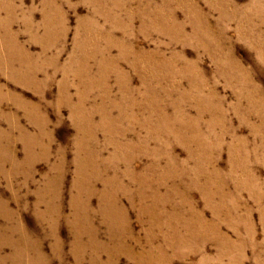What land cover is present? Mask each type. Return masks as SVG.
<instances>
[{
    "label": "rangeland",
    "instance_id": "374dc122",
    "mask_svg": "<svg viewBox=\"0 0 264 264\" xmlns=\"http://www.w3.org/2000/svg\"><path fill=\"white\" fill-rule=\"evenodd\" d=\"M139 53L149 55L147 65L144 57L135 58ZM0 97L2 150L13 142L22 163L24 137H42L32 148L29 172L0 164V203L13 214L8 218L0 208V242L15 241L2 245L0 264H96L89 233L76 234L75 223L84 220L74 223V200L94 220L86 232L93 229L109 250L99 257L103 263L112 256L117 264H137L134 252L152 257L151 264L165 257L172 264H264V0H0ZM25 104L39 112L26 111ZM71 105H80L94 125L125 133L97 129L96 143L86 144ZM155 107L165 109L170 132L149 113ZM113 141L134 146L128 164L115 161ZM77 147H85L83 156ZM77 156L97 175L88 174L96 179L91 197L76 198ZM14 168L17 174L9 177ZM127 171L150 179L152 191L134 184ZM58 176L60 201L52 202L58 213L49 220L45 203L38 204L47 199L38 195ZM106 181L131 235L104 223ZM121 186L127 194L119 196ZM138 189L150 198L156 191L166 202L154 206L155 212H164L173 225L179 222L185 237L180 247L165 243L173 237L166 219L156 230L148 215L139 217L152 202L141 201ZM84 196L93 212L83 208ZM198 223L219 232L202 231ZM20 226L21 233L12 235ZM24 233L30 247L39 244L43 259L33 249L23 252ZM219 234L228 245L219 242Z\"/></svg>",
    "mask_w": 264,
    "mask_h": 264
},
{
    "label": "bare ground",
    "instance_id": "6f19581e",
    "mask_svg": "<svg viewBox=\"0 0 264 264\" xmlns=\"http://www.w3.org/2000/svg\"><path fill=\"white\" fill-rule=\"evenodd\" d=\"M157 22V21H156ZM161 21L160 20H158V22L157 23H160ZM162 23V22H161ZM163 24V23H162ZM52 26V25H51ZM163 26V25H162ZM49 28V27H48ZM47 29V28H46ZM166 30V29H165ZM197 30V29H196ZM199 31V30H198ZM197 35V34H196ZM201 35V34H200ZM6 36V35H5ZM3 37V36H2ZM9 38V37H8ZM4 39H7V38H4ZM4 42V41H3ZM5 43V42H4ZM5 45V44H4ZM8 46V45H7ZM3 48V47H2ZM8 49V48H7ZM3 50V49H2ZM5 52V51H4ZM10 54V53H9ZM6 56V55H5ZM17 56V55H16ZM9 57V56H8ZM13 57V56H12ZM18 57V56H17ZM140 57H144L143 58V60L141 61V62H144L145 63V65H147V62L149 61V55H147L146 53H139V54H135V58L138 60ZM6 58V57H5ZM15 58V57H14ZM19 59V58H18ZM4 60V59H3ZM11 60V59H10ZM28 60V59H27ZM136 60V61H137ZM135 61V62H136ZM17 62V61H16ZM25 62V61H24ZM107 62H109V63H111V64H113L114 62H115V59H109V60H107ZM6 63V62H5ZM21 63V62H20ZM27 63V62H26ZM138 63V62H137ZM28 64V63H27ZM5 66V65H4ZM9 66V65H8ZM25 66H26V64H25ZM25 66H23V67H25ZM137 67H139V66H137ZM13 68V67H12ZM22 68V67H21ZM21 68H19V71H21L22 69ZM84 69L85 70H89V68H88V66H85L84 67ZM30 70V69H29ZM35 70V69H34ZM147 70V69H146ZM2 71H4V70H2ZM25 71V70H24ZM12 72V71H11ZM15 72V71H14ZM16 74V73H15ZM9 75H10V73H9ZM16 76H18L17 74H16ZM104 77V76H103ZM105 78V77H104ZM16 79H20V77L19 78H16ZM21 81H22V79H20ZM37 80V79H36ZM144 87H145V89L147 88L146 86H148L146 83H145V81H144ZM87 87V86H86ZM149 88V87H148ZM89 89V88H88ZM144 90V89H143ZM65 97V96H64ZM63 97V98H64ZM67 98V97H66ZM2 98L0 97V100H1ZM68 99V98H67ZM69 100V99H68ZM39 104H41L40 102H39ZM69 104V103H68ZM25 106V108H26V111H28V112H30V111H32V110H35V108H36V111L37 112H39V107H36V106H34L33 107V105L31 106V105H27V104H25L24 105ZM23 106V107H24ZM40 106V105H39ZM134 105H132L131 107H129L131 110L133 109L132 107H133ZM152 107V106H151ZM156 108V107H155ZM153 108L152 110H151V112H149V113H152V114H156L158 117H159V119L161 120V124L164 126V129L165 130H168L169 132L171 131V129H170V123H169V121L166 119V113H165V109H161V108ZM30 110V111H29ZM40 112H41V110H40ZM71 113L73 114V118H74V122L78 125V128H79V132H80V135L81 136H83L84 137V140L86 141V144L87 143H92V142H94V144L96 143L95 142V135H94V130H97V129H104V130H106L107 132H108V134L109 135H114V136H118V135H121V134H123V133H125V131H123V130H119V129H116V128H108V127H106L105 125H94L89 119H88V114L83 110V108L80 106V105H75V106H73V105H71ZM100 113L103 115V116H107V114H106V110L105 109H101L100 110ZM27 116V115H26ZM29 116V115H28ZM84 116V117H83ZM28 118V117H27ZM29 118H30V121L32 122V121H34L35 119L33 118V117H30L29 116ZM130 120H134V117L133 116H131L130 117ZM8 123V122H7ZM13 123V122H12ZM44 124H45V122H43ZM142 127H145L146 125H147V121L145 122H143V123H141L140 124ZM39 126V125H38ZM45 126H46V124L44 125V126H42V128L40 129V130H44L45 129ZM14 127V126H13ZM18 127V126H17ZM41 135V134H40ZM44 136V135H43ZM47 137V136H46ZM4 137H2V136H0V144L2 143V139H3ZM8 138V137H7ZM20 138V137H19ZM48 138V139H47ZM46 139H47V142L48 143H50V139H49V136L47 137ZM5 139V138H4ZM82 140V139H81ZM42 137H37V138H32V139H29V138H26V137H24V144H25V149H26V153H27V158H26V160L24 161V162H22V163H18L17 161H16V159H15V156H16V153H15V155H14V153H13V151H12V148L14 147V143L13 142H8V144H7V151L9 152V155H8V153H7V151H4V150H2L1 149V147H0V164H4V162L5 163H10L11 165H13L14 167H19L20 165H22V166H24L25 167V170H27L28 169V172H29V170L31 169V166H32V164H33V162H32V159L30 158V155L32 156V148L34 147V146H37V145H40V144H42ZM177 141L180 143V140L179 139H177ZM7 142V141H6ZM80 143H82L83 145H84V141H80ZM81 144V145H82ZM188 144H189V142H188ZM78 145V144H77ZM93 145V144H92ZM112 146H113V150L115 151V161H117V162H123V163H125V164H128V162L130 161V160H132V158L127 154V152L130 150V149H133L134 148V146H132V145H130V144H124V145H120V144H118L116 141H113L112 142ZM6 148H4V149H6ZM78 148V155H81V153L84 151V149H82V148H85V147H77ZM87 148V147H86ZM89 148V147H88ZM76 151V152H77ZM12 153V154H11ZM84 153V152H83ZM91 152H89V154H90ZM94 153V152H93ZM45 155V154H44ZM81 156H83V155H81ZM97 156V155H96ZM86 157V156H85ZM89 157H90V155H89ZM148 157V156H147ZM41 158V157H40ZM84 158V157H83ZM91 158V157H90ZM25 159V158H24ZM63 159V158H62ZM85 159V158H84ZM93 160H95L94 158H93ZM92 160V161H93ZM62 161V160H61ZM82 160L80 159V157L79 156H77V158H76V165H77V176H76V181H75V183H74V187H75V191H76V198L78 199L79 197H81V196H83V193L85 194V195H88L89 197H91L92 196V190H91V188H90V186L92 185V184H94V182H96L95 180V177L97 176H95V174L93 173V172H91V171H89L88 172V168H86V166L84 165V164H86V163H84V162H81ZM63 162V161H62ZM96 162V161H95ZM64 163V162H63ZM99 163V162H98ZM88 164V163H87ZM93 164H95V163H93ZM90 165V164H89ZM97 165V164H96ZM171 165L173 166V163H171ZM92 167H93V165H91ZM100 165H98L97 167H99ZM90 167V166H89ZM93 168H95V167H93ZM20 169V168H19ZM22 169V168H21ZM20 169V170H21ZM24 169V168H23ZM92 169V168H91ZM99 169V168H98ZM17 170H18V168H17ZM96 170V169H95ZM99 171V170H98ZM24 172V171H23ZM17 174V171H16V169L14 168V170L11 172V174L10 175H8L9 177H12V176H15ZM27 174V173H26ZM29 174V173H28ZM30 174H31V171H30ZM88 174H92V175H94L93 177L90 175V177H92V178H90V177H88ZM97 174V173H96ZM127 174H128V176L130 177V179L131 180H133V183L134 184H136V185H138V186H140V187H142V186H144L143 187V190L144 189H146V190H148V188H149V190L150 191H152L151 190V188H152V182H151V180L150 179H148L147 177H145V176H139V175H137V174H134V173H132L131 171H127ZM57 175V174H56ZM99 176H100V174H99ZM100 178V177H99ZM110 179V178H109ZM108 179V180H109ZM28 180H31V176L29 175L28 176ZM60 180H62V177L61 176H58L57 178L55 177L53 180H50L49 182H48V185L46 184V186H45V188L41 191V193L38 195L39 196V198L40 199H47V201L45 200H43V201H40L39 200V202H38V204L40 205V204H42L43 202L45 203V205H46V207H45V209H47V218L50 220V218L52 217V215H55L54 213L55 212H57L58 213V208L57 207H54L53 205H52V202H56L57 200H58V198H59V194H60V192H58V190L61 188V185L59 184V182H61ZM105 180H107V179H105ZM112 180H113V178H112ZM116 180V179H115ZM111 181V180H110ZM110 181H106V183H105V188H104V192H103V195H102V197L101 198H103L104 199V212H103V214H104V217H105V219L103 218V220H104V223H107L108 225H109V227H111V229L113 228V232H115V231H117V232H120V233H123L124 235H131L130 234V229L127 227V221H124V220H120L119 218L121 217V214H119L120 213V211H119V213H118V206L121 208V203H120V201L117 203V198H118V196H116V194H114V193H110V192H108V190L109 189H111L112 188V183L110 182ZM101 182V181H100ZM99 182V183H100ZM28 183V182H27ZM117 183V182H116ZM116 183H114V184H116ZM119 184V183H118ZM148 184V185H147ZM146 185V186H145ZM63 186V185H62ZM96 186V185H95ZM116 186V185H115ZM73 187V188H74ZM92 187V186H91ZM103 187V186H102ZM92 188H94V187H92ZM117 189V188H116ZM140 189V188H139ZM139 189H138V194H137V196H138V198L141 200V201H147V199H148V197L150 198V196L149 195H147V196H144V195H142L141 193H140V191H139ZM111 190H113V189H111ZM143 190L141 191V192H143ZM63 191V190H62ZM97 191V190H96ZM118 191H119V196H120V194L122 193V194H127V192H126V188L124 187V186H121V187H119L118 188ZM144 193V192H143ZM98 194V193H97ZM141 194V195H140ZM147 194V193H146ZM61 195V194H60ZM118 195V194H117ZM50 196V197H49ZM88 196H86L87 198H88ZM85 197V196H84ZM86 197H85V200H84V202H83V208H87L88 207V202H87V199H86ZM99 197V196H98ZM210 197V196H209ZM73 198V197H72ZM75 198V199H76ZM93 198V197H92ZM53 199H56L55 201H53ZM74 199V198H73ZM72 199V200H73ZM160 198H159V195H158V193L155 191V192H152V195H151V198H150V200H148V201H151L152 202V204H151V207H147L145 210H144V212L142 213V214H139L140 216V218H142L143 216H145V215H148L149 216V221H150V223L153 225V227L156 229V230H159V229H161V228H163V226H162V224H163V222L165 221V219L167 220V222L169 223V225L167 226L166 225V229L168 230V231H170L169 233H172V238L171 237H169V235H168V239H165V243H167V245H168V248H169V245H171V246H174V245H178V247H180L183 243H184V241H185V237H182L181 235H180V227H179V222H177L175 225H173V224H171V222H170V220H169V217L167 216L166 217V214L164 213V212H162V213H160L161 214V216H159V214L158 213H156L155 212V208L156 207H154V206H158V205H160L161 207H165L166 206V202H164V201H162V202H160ZM59 201H60V198H59ZM80 201V200H79ZM100 202V201H99ZM103 202V201H102ZM71 203V202H70ZM76 203H77V201H75L74 200V209H75V212H76V218H73V221H74V223H75V219H79L80 221L81 220H84L83 222H80V224L81 225H79V224H76L75 223V226H76V234L80 237V236H82V237H84V236H87V234L89 233V237L87 236V238H88V244L89 245H91V244H93L94 245V247H95V249H96V256H95V263L96 264H117L116 263V261H114L113 260V258H112V256L110 257V259L108 260V262L107 263H103V262H101L100 261V259H99V257H100V255L101 254H103V252H105V253H107L108 254V252H109V250H107L105 247H101L100 246V244L98 243V241H97V237H96V234H95V231H91V230H93V229H91V230H88L89 232H86L87 231V227L86 226H88L87 225V222H89L90 223V225H91V223H93V219H92V217H91V219H86V217H84L83 215V213H84V211H82L81 209L79 210V207L78 206H76ZM4 204V203H3ZM37 204V205H38ZM79 203H77V205H78ZM99 204V203H98ZM43 205V204H42ZM71 205V204H70ZM81 205V204H80ZM103 205V204H102ZM91 206V205H90ZM89 206V209H88V213H90V212H93L92 211V209H91V207ZM100 206V205H99ZM38 207V206H37ZM41 207V206H40ZM39 207V208H40ZM0 208H4L5 209V215H7L8 216V218H12V216H13V214L12 213H10L6 208L7 207H5V206H3V205H1V203H0ZM60 209H61V207H60ZM101 209V208H100ZM141 209V208H140ZM144 209V208H143ZM102 210V209H101ZM3 211V210H2ZM60 211H62V209L60 210ZM87 211V210H86ZM85 211V212H86ZM142 211V210H141ZM74 212V211H73ZM83 212V213H82ZM87 213V214H88ZM126 213V212H125ZM94 214V213H93ZM97 214V213H96ZM41 215V214H40ZM58 215V214H57ZM61 215V214H60ZM123 215V214H122ZM126 215V214H125ZM73 216V215H72ZM86 216V215H85ZM92 216V215H91ZM95 216V215H94ZM129 216V215H128ZM171 216V215H170ZM61 217H62V215H61ZM102 217V216H101ZM125 217V216H124ZM3 218H5V217H3ZM53 218V217H52ZM88 218V217H87ZM126 218V217H125ZM48 219H47V221H48ZM60 219V218H59ZM58 219V220H59ZM121 219H122V217H121ZM9 220V219H8ZM11 220V219H10ZM9 220V221H10ZM202 221V220H201ZM51 222H52V220H51ZM56 222V221H55ZM54 222V223H55ZM78 222V221H77ZM203 222V221H202ZM73 223V224H74ZM130 223V222H129ZM167 224V223H166ZM58 225V224H57ZM89 225V226H90ZM128 225H130V224H128ZM164 225V224H163ZM8 226V225H7ZM22 226V225H21ZM21 226H20V228H10L11 229V233H12V235L13 234H16V233H21ZM52 226V225H51ZM93 226V225H92ZM181 226V225H180ZM198 226H199V229H201L202 231L203 230H207V228H209V230H213V231H218L219 232V230L217 229V227L215 226L214 228H212V227H209V225L207 226V225H205L204 223H198ZM4 227V226H3ZM15 227H17V225H15ZM54 227H56V226H54ZM187 227V226H186ZM5 228V227H4ZM7 228V227H6ZM72 228H74V227H72L71 226V229ZM53 229V228H52ZM109 229V228H108ZM5 230V229H4ZM74 230V229H73ZM163 230V229H162ZM189 230V229H188ZM6 231H8V233H9V229L8 230H6ZM54 231H56V230H54ZM75 231H73V232H75ZM57 232V231H56ZM111 232V231H110ZM192 231H190V232H188V233H191ZM194 232V231H193ZM58 234V233H57ZM23 235V237H24V239H25V248H24V253L26 254V253H28L31 249H33L35 252H36V256H35V258H39V259H43V257H40V255L38 256V252H39V248H40V246H39V244L36 246V245H34L33 244V247H30V244H31V241L28 239V237H27V234L26 233H24V234H22ZM77 235L75 236V237H77ZM133 235V234H132ZM150 235V234H149ZM29 236V235H28ZM113 236V235H112ZM152 236V235H151ZM189 236V235H188ZM195 236V235H194ZM57 237V236H56ZM127 237V236H126ZM125 237V238H126ZM112 238H115V237H112ZM118 238V237H117ZM124 238V239H125ZM131 238V237H130ZM164 238H166V237H164ZM187 238V237H186ZM192 240H193V236L191 235V237H190ZM75 239V238H74ZM78 239V238H77ZM80 239V238H79ZM111 239V238H110ZM120 239V238H119ZM128 239V238H127ZM126 239V240H127ZM133 239V238H132ZM131 239V240H132ZM190 239V241L192 242V240ZM59 240H60V238H59ZM121 240L123 241V235H122V238H121ZM218 240H219V242L222 244V245H228L229 244V240L226 238V237H224V236H222V235H218ZM5 242H8V246H13L14 244H15V241H13L12 239H3L0 243H1V245H0V260H2L3 258H1V249L3 248L2 247V245L5 243ZM76 243L80 246V243L79 242H77V240H76ZM82 244H83V242H81ZM117 243V242H116ZM55 244V243H54ZM76 244V245H77ZM81 244V245H82ZM113 244H115L114 242H113ZM120 244H122V243H120ZM151 244V243H150ZM84 245H86V244H84ZM124 245V244H123ZM176 245V246H177ZM88 246V245H87ZM108 246V245H107ZM113 246V245H112ZM117 246V245H116ZM119 246V245H118ZM127 246V245H126ZM166 246V245H165ZM192 246V245H191ZM2 247V248H1ZM93 247V246H92ZM114 247V246H113ZM125 247V246H124ZM58 248V247H57ZM74 248H75V246H74ZM89 248V247H88ZM88 248L87 247H84V249H87L88 250ZM161 248V247H160ZM167 248V247H166ZM173 248V247H172ZM55 249V248H54ZM80 249H81V247H80ZM123 249V248H122ZM176 249V248H175ZM56 250H58V249H56ZM77 250H79V248H77ZM82 250V249H81ZM113 250V249H112ZM119 250L120 249H117V248H115V252H118V253H120L119 252ZM126 250V249H125ZM131 250V249H130ZM153 250H154V248H153ZM159 250V249H158ZM158 250H156V251H158ZM128 251V250H127ZM148 251H150V250H148ZM147 251V252H148ZM165 251V250H164ZM163 251V252H164ZM73 252H75V250L73 251ZM112 252V251H111ZM129 252V251H128ZM155 252V251H154ZM176 252V251H175ZM197 252V251H196ZM40 253V252H39ZM90 253H92V252H90ZM113 253V252H112ZM117 253V254H118ZM124 253H125V251H124ZM149 253V252H148ZM157 253V252H156ZM159 253H161V251L159 252ZM177 253V252H176ZM175 253V254H176ZM41 254V253H40ZM81 255H82V253H80ZM79 254V255H80ZM87 254V253H86ZM93 254V253H92ZM91 254V255H92ZM95 254V253H94ZM116 254V253H115ZM133 254L136 256V258H137V264H151V262H150V260H151V258L152 257H147V259L145 258V256H144V254H136V253H134L133 252ZM150 254V253H149ZM152 254V253H151ZM165 254H166V252H165ZM175 254H174V256H175ZM194 254H196V253H194ZM121 255H122V253H121ZM120 255V256H121ZM129 255V254H128ZM161 255V254H160ZM57 256V255H56ZM107 256V255H106ZM146 256H147V254H146ZM153 256V255H152ZM156 256V255H155ZM90 257V256H89ZM92 257H94L93 255H92ZM116 257V256H115ZM158 257V256H157ZM176 257V256H175ZM32 258V257H31ZM30 258V259H31ZM91 258V257H90ZM108 258V257H107ZM117 258V257H116ZM154 258V257H153ZM160 258H162V257H160ZM33 259V258H32ZM83 259V258H82ZM121 259V258H120ZM128 259V258H127ZM130 260V259H129ZM157 259H155V261H156ZM161 259H159V261H160ZM4 261V260H3ZM40 261H42V260H40ZM45 261H47V260H45ZM44 261V262H45ZM92 262V261H91ZM94 262V261H93ZM118 262V261H117ZM158 262V261H157ZM236 261H231V264H236L235 263ZM1 263H2V261H1ZM28 263H30L29 262V260H28V262H27V264ZM40 262H36V261H32L31 260V264H39ZM76 263V262H75ZM80 263V262H79ZM159 263V262H158ZM7 264V263H6ZM45 264V263H44ZM160 264H172V260H171V258H168V257H165V258H163V260L161 261V263Z\"/></svg>",
    "mask_w": 264,
    "mask_h": 264
}]
</instances>
